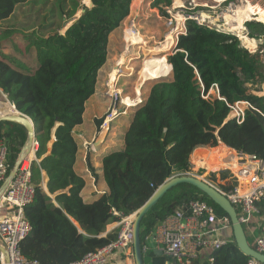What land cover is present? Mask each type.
<instances>
[{
  "label": "trees",
  "instance_id": "obj_1",
  "mask_svg": "<svg viewBox=\"0 0 264 264\" xmlns=\"http://www.w3.org/2000/svg\"><path fill=\"white\" fill-rule=\"evenodd\" d=\"M29 1L46 3L38 27L22 35L27 47L35 51L36 66L29 68L7 56L0 46V90L11 106L31 119L37 143L38 161L30 165L35 194L24 208L31 231L20 244L27 259L39 264H73L115 241L118 229L105 233L108 224L120 219L114 212L134 213L165 180L191 172L190 156L197 147L217 148L222 143L264 159V96L253 93L264 82L259 52H249L233 33L186 19V32L179 35L167 60L163 54L154 64L144 63L142 75L166 77L171 67V78L155 83L136 108L124 135V148L104 156L109 193L84 202L80 195L84 180L73 168L77 144L72 131L81 124L85 103L95 91L98 71L106 62L109 35L129 15L132 0H92L93 6H83L64 34H60L58 22L61 13L67 18L75 13L63 9L65 2L70 9V0H0V29L17 5ZM170 4L171 0H152L151 7L166 16L163 7ZM244 27L248 37L264 38L263 23L247 21ZM7 32L11 31L1 34ZM6 36L0 35V41ZM213 85L220 98L209 96ZM240 100L248 101L255 110H247L244 121L237 124L228 117L225 102ZM137 101L125 100L128 105ZM4 126L6 133L2 132ZM2 139L10 172L26 141V130L16 123L0 122ZM42 173L47 177L45 187ZM209 177L216 179L214 173ZM220 177L226 179L228 172H220ZM218 185L224 190L232 187L230 181ZM190 200H204L218 216H227L194 186L178 184L143 217L141 248L150 245L149 237L161 222ZM142 254L143 264L169 261L151 246ZM211 256L212 264H247L249 260L233 236Z\"/></svg>",
  "mask_w": 264,
  "mask_h": 264
},
{
  "label": "built area",
  "instance_id": "obj_2",
  "mask_svg": "<svg viewBox=\"0 0 264 264\" xmlns=\"http://www.w3.org/2000/svg\"><path fill=\"white\" fill-rule=\"evenodd\" d=\"M186 19L182 18L180 26L174 29L175 38L178 39L180 34H185ZM171 24L172 21L170 20L168 25ZM214 30L221 31L219 28ZM128 43V60L124 63L122 61L116 63V67L104 89L105 96L110 99V106L102 118L101 128H110L113 121L127 115L131 108L134 109L139 104L128 105L125 99L134 100L136 93L132 90L134 93L132 97L131 93L125 90L129 78H138L146 53L140 51L139 44ZM119 83L121 85H118ZM132 89H135L133 81ZM211 90L218 94L216 85H213ZM202 97L207 98L208 94H202ZM217 97L220 98L219 95ZM225 104L229 108L228 117L237 124L244 121L247 110H255L246 100L234 103L225 102ZM89 146L91 147V144ZM36 149L37 143L33 146V152ZM225 158L230 159L229 165L225 166L223 170L229 173L226 179H228L227 182L231 180V188L224 190L218 184L211 183L207 178H200L213 185L228 199L235 208L246 237L252 238L251 246L259 253L264 254V159L228 147ZM30 165L31 162L27 167H19L6 190L0 194V244L5 249V252L0 251V264H39L35 260L27 259L20 250L21 242L31 231V226L24 213V208L32 203L35 194L30 179ZM8 174L7 147L5 140L2 139L0 141V186ZM114 214L120 217L117 239L103 248L85 255L83 259L73 264H108L116 251L132 255L134 214L125 216L117 212ZM230 225L229 218L218 216L214 208L206 201L190 200L187 204L178 207L174 214L157 226L149 237L150 245L144 244L142 246V253L147 252L151 246L153 249L161 250L162 254L169 258L165 264H172V261L174 264H212L211 253L229 241L223 235V231L230 228ZM247 264L261 263L249 258Z\"/></svg>",
  "mask_w": 264,
  "mask_h": 264
},
{
  "label": "crops",
  "instance_id": "obj_3",
  "mask_svg": "<svg viewBox=\"0 0 264 264\" xmlns=\"http://www.w3.org/2000/svg\"><path fill=\"white\" fill-rule=\"evenodd\" d=\"M45 4L46 3L42 1H29L24 4L17 5L13 14L8 19L3 21V25L0 29V35H7L0 41V46L2 47L4 54L12 58L19 59L29 68H34L36 66L35 51L33 48L27 47V42L24 40L22 35L33 31L38 27V24H40V17L44 16L46 13ZM246 19H248V17ZM258 21H264V16L262 20ZM6 29L11 32L1 34ZM115 31L116 30L113 32ZM111 34L108 39L106 62L98 71L95 91L85 103L81 124L75 126L72 131L73 138L77 144V154L73 168L74 171L84 180V187L82 188L80 195L86 203H91L102 195H107L109 193V189L103 175V158L111 152L120 151L124 148V135L130 125L135 111V109L131 108L127 115L119 117L113 121L110 128H101L100 125L102 124V120L98 122V120L103 118L105 112L110 106V99L104 94V89L109 81V77L112 75L114 68L116 67V63L121 59H125L126 61L128 57L127 45H129V43L126 42L125 35H118L117 45H115L114 41L117 35ZM141 37L144 40V36L142 35H139L137 40L139 41L140 51L144 53L145 47H151L153 45H151L148 41L146 43H142ZM157 51V49H152L150 53H159ZM166 56L167 54L165 55V58ZM158 58L162 59V56L160 55ZM143 70L144 66L139 71L140 74L138 75V78H129L127 81L128 86L125 90L126 92L129 91L133 97V81L136 93L135 99L138 98L137 103H143L146 100L152 87V84L150 85L152 82L151 80L167 78L171 74V67L170 74L166 77H162V75L154 77L144 76L142 75ZM144 81L145 83L143 84ZM118 85H121V83ZM253 93L260 96V92ZM261 96H264V94ZM2 132H7L6 126L3 127ZM90 144L91 147L89 146ZM220 144L223 145L222 143ZM198 150L210 152V150H216V148L197 147L193 152L198 154ZM193 152L192 154H194ZM198 155L200 156V154ZM191 156L190 162L192 167L191 172H187L188 174L198 176L200 171H202L203 174L207 171H212L204 160V157H200V159H198V163H195L191 159ZM214 158L219 160V162L223 163L225 166L230 163V159H226L225 155L222 157L217 155V157L214 156ZM25 160H28V162L38 161L33 152L27 155ZM221 165L218 169L221 168ZM222 169L223 167L220 170ZM198 177H201V175ZM46 180V175L42 173L43 184L46 183ZM115 229L119 230L118 221L108 224L105 233H109ZM223 235L230 240L232 236L231 228L225 229L223 231ZM108 264H133V255L122 251H116L110 258ZM172 264H174L173 261Z\"/></svg>",
  "mask_w": 264,
  "mask_h": 264
},
{
  "label": "rangeland",
  "instance_id": "obj_4",
  "mask_svg": "<svg viewBox=\"0 0 264 264\" xmlns=\"http://www.w3.org/2000/svg\"><path fill=\"white\" fill-rule=\"evenodd\" d=\"M245 1H248L249 3L248 5L249 15L247 16L248 19L251 18L256 19L259 17V15L264 16V0H222V1L171 0L170 6L163 7V9H165V11L168 13L166 16L161 15L158 9L151 7L152 0H132L130 5L129 15L121 22L120 26L116 29L115 32H112L111 35H117L114 41L115 45H117L118 35H124L126 29L135 30L137 33H139V35L144 36V40H145L144 42L146 43L148 41L151 45H153L150 48H153L155 45L157 46L158 43L160 44L163 41H165L166 37L167 38L170 37V34L174 36V41L176 42L177 38H175L174 29H176L178 26L177 24L178 21L176 19V16H179L181 18H187L193 20L195 19V21L197 20L196 22H198L199 24L212 27L214 29L219 28L223 32H230L235 34L236 37H238V39L240 40V44L243 47H245L249 52L251 53L259 52L262 62L264 63V38L262 37L259 39H254L248 37L247 29L244 27L245 29L242 35H245V37H247V39L249 40L251 39L253 40V42L250 41L246 42L245 39L239 37L240 35H238V33L231 31L226 25L227 20L224 18V16L226 14H231L236 7L240 6ZM67 4L66 2L64 3L63 9H65L66 12H72L74 10L75 13L70 18L63 16L61 13V19L59 18V22H58V29L60 33H64L65 27L63 26V24L66 21H69L71 19H77L79 17V15L82 12L81 11L82 7L83 6L87 7L89 5V0H70V9H66ZM170 20L172 21V24L168 25V22ZM260 22L264 24V21H260ZM244 24L245 21L243 25ZM173 50L174 48L172 47L168 53L169 54L172 53ZM157 52L161 53L159 50ZM120 61L124 63L125 59H121ZM170 78L171 77L168 76L167 78L151 80L152 82L150 83V85L152 84L153 86L155 83L161 80H169ZM263 85L264 82L260 86L261 90L258 91L260 92V95L264 94ZM209 94L210 97H217L218 95L213 90H211ZM5 101H8V99L6 95L0 90V102H5ZM140 104L141 102H139L138 105ZM217 147L226 148V146L221 145L220 143L218 144ZM198 151H202V150H198ZM220 153L219 156L222 157L223 152L220 151ZM198 154L202 156V153H198ZM198 154L194 153L193 155L194 160H195V156L197 158V161L193 160L195 163H198V159H200ZM204 160L206 161L210 169H212V171H207L206 173L202 174L201 177L207 178V180H209L211 183L215 185L217 184L225 185L228 179H221L220 177V172L224 169L225 165L219 162V160L215 159L214 157H204ZM220 165L221 168L223 167L222 170H220L221 168L218 169ZM27 166H29V162L28 160H24L20 167L24 168ZM210 173L215 174L216 177L215 181H213L209 177ZM249 244L252 245L251 237H249Z\"/></svg>",
  "mask_w": 264,
  "mask_h": 264
},
{
  "label": "water",
  "instance_id": "obj_5",
  "mask_svg": "<svg viewBox=\"0 0 264 264\" xmlns=\"http://www.w3.org/2000/svg\"><path fill=\"white\" fill-rule=\"evenodd\" d=\"M92 6H93L92 0H89V5L87 7L91 8ZM247 21H258V20L251 19ZM74 22L75 19L66 21L63 24V26L65 27V31ZM60 34H64V33H60ZM140 105H137L134 109L136 110V108L139 107ZM12 107L15 110V112L0 115V122L16 123L23 126L24 129L26 130V141L20 151V154L12 170L9 172L6 180L0 186V194H2L6 190L10 181L15 176L18 168L22 165V162L25 160V158H27V155L33 152V146L36 145L34 125L31 119L26 115L18 112L15 109L14 105H12ZM33 154L35 155V151L33 152ZM178 184H189L194 186L195 188L203 192L206 196H208V198H210L213 203H215L218 207H220L230 220L232 236L239 251L248 258H253L258 262H260L261 264H264V254L256 251L248 243L244 229L238 220L235 208L228 201V199L222 193H220L218 189H216L213 185L209 184L204 179L198 176L190 175L188 173L175 175L165 180L161 185H159L154 190L151 196L133 213L134 217L132 222V255H133L134 264H143V258H142L143 254H142L141 242H140V223L143 217L159 201V199L163 197V195L167 191L177 186ZM150 240H152V238H150ZM0 251L5 252V249L2 247L1 244H0ZM154 252L157 255H162L161 250L154 249Z\"/></svg>",
  "mask_w": 264,
  "mask_h": 264
},
{
  "label": "bare ground",
  "instance_id": "obj_6",
  "mask_svg": "<svg viewBox=\"0 0 264 264\" xmlns=\"http://www.w3.org/2000/svg\"><path fill=\"white\" fill-rule=\"evenodd\" d=\"M217 1H222V0H217ZM248 5H249L248 1L243 2L240 6L236 7L231 14H226L224 16V18L227 20L226 21V25L228 26V28L231 31L238 33V35H240L239 37H241L242 39H245L246 42H248V41L253 42L252 39L249 40V39H247V37H245V35H242L243 31L245 29L244 25H243L244 21L252 19V18L251 19H246L247 16L249 15ZM176 19L178 21V23H177L178 26L177 27H179L182 18L179 17V16H176ZM256 19L262 20L263 16L259 15V17L256 18ZM124 35H125L126 42H132L134 45L135 44H139V41L137 40V37L139 36V33H137L136 31H133L132 29H126L125 32H124ZM143 42H144V40L142 38V43ZM174 45H175L174 36H172L170 34L169 38L166 37L165 41H163L160 44L158 43L157 46L155 45L153 48L145 47V51L144 52L146 53V56H145V59H144V63H145V61H151L152 64L155 63L158 59H160V58H158V57H160V55L167 54ZM152 49H157L161 53H153V52L150 53ZM143 66H144V64H143ZM139 74H140V72H139ZM133 90L135 91V89H133ZM12 112H15V110L13 109V107L11 106L9 101L0 102V115L9 114V113H12ZM222 148H220V147L218 148L217 147L216 150H210V152H206L205 150L204 151L202 150V152L201 151H197V152L203 154L202 156H199V157H214V156H217V155L219 156L221 154L220 151L223 152V156L227 155V147L226 148L222 147ZM220 149H222V150H220ZM193 153H195V152H193ZM193 155L194 154H192V156H191L192 160H194ZM196 160L197 159H196V156H195V160L194 161H196Z\"/></svg>",
  "mask_w": 264,
  "mask_h": 264
}]
</instances>
